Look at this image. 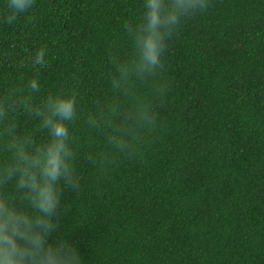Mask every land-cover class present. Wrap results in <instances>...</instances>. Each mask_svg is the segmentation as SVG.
<instances>
[{
    "label": "trees",
    "instance_id": "trees-1",
    "mask_svg": "<svg viewBox=\"0 0 264 264\" xmlns=\"http://www.w3.org/2000/svg\"><path fill=\"white\" fill-rule=\"evenodd\" d=\"M140 4L35 0L11 25L0 8V101L13 104L41 44L50 63L37 96L69 85L80 96L72 131L82 186L63 192L58 233L86 264H264V0H210L182 26L161 71L135 83L156 122L118 149L106 105L116 99L126 113L134 95L111 89L110 60L129 53L120 26ZM89 113H103L97 127ZM9 115L43 135L28 114Z\"/></svg>",
    "mask_w": 264,
    "mask_h": 264
},
{
    "label": "clouds",
    "instance_id": "clouds-1",
    "mask_svg": "<svg viewBox=\"0 0 264 264\" xmlns=\"http://www.w3.org/2000/svg\"><path fill=\"white\" fill-rule=\"evenodd\" d=\"M34 6L35 0H2L3 22L13 24ZM209 7L210 0H141L138 14L123 19L121 36L130 51L112 56L111 89L124 97L134 95V103L126 113H121L116 99L106 105L105 123L112 128L108 141L114 147H127L129 134L156 122L157 114L136 92L135 83L156 77L169 41ZM49 63V49L41 44L26 58V65L35 71L23 81L13 104L0 101V121L4 122L0 128V264H86L77 243L58 233L66 208L63 192H76L82 186L72 131L80 96L74 85L37 96L39 70ZM10 112L28 114L43 135L36 138L27 130L19 131ZM102 114L89 113L87 124L97 127ZM111 117H119V122L112 124Z\"/></svg>",
    "mask_w": 264,
    "mask_h": 264
}]
</instances>
